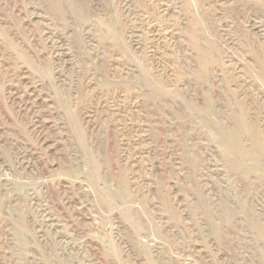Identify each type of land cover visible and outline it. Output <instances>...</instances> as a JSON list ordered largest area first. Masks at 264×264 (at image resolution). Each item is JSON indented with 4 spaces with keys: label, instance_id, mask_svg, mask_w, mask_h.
I'll list each match as a JSON object with an SVG mask.
<instances>
[{
    "label": "rangeland",
    "instance_id": "374dc122",
    "mask_svg": "<svg viewBox=\"0 0 264 264\" xmlns=\"http://www.w3.org/2000/svg\"><path fill=\"white\" fill-rule=\"evenodd\" d=\"M0 264H264V0H0Z\"/></svg>",
    "mask_w": 264,
    "mask_h": 264
},
{
    "label": "bare ground",
    "instance_id": "6f19581e",
    "mask_svg": "<svg viewBox=\"0 0 264 264\" xmlns=\"http://www.w3.org/2000/svg\"><path fill=\"white\" fill-rule=\"evenodd\" d=\"M57 228V227H56ZM58 230V229H57Z\"/></svg>",
    "mask_w": 264,
    "mask_h": 264
}]
</instances>
